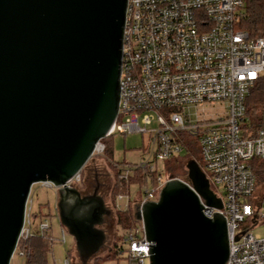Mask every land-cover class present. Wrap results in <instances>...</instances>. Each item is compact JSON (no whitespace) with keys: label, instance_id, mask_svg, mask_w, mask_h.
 I'll return each instance as SVG.
<instances>
[{"label":"water","instance_id":"1","mask_svg":"<svg viewBox=\"0 0 264 264\" xmlns=\"http://www.w3.org/2000/svg\"><path fill=\"white\" fill-rule=\"evenodd\" d=\"M128 0H0V264H11L33 185L58 192L61 225L74 238L80 264L108 244L102 229L113 212L95 189L68 183L108 137L121 96ZM192 188L170 180L157 201L134 207L150 264H227L224 215H204L223 202L195 160ZM238 240V239H237Z\"/></svg>","mask_w":264,"mask_h":264},{"label":"built area","instance_id":"2","mask_svg":"<svg viewBox=\"0 0 264 264\" xmlns=\"http://www.w3.org/2000/svg\"><path fill=\"white\" fill-rule=\"evenodd\" d=\"M248 1L128 0L119 114L108 137L147 136L146 158L126 165L111 161L103 139L92 155L114 166L113 184L128 182L137 170L149 180L155 174V187L139 189L142 205L159 197L168 181L181 180L168 175L164 163L193 153L199 145L210 188L223 202L218 210L203 201V213L226 218L227 264H264V238L254 233L259 225L264 227V195L257 192L253 168L254 159L264 160V102L259 127L247 114L253 90L264 91V34L253 37L242 28ZM40 184L58 195L60 188L53 183ZM80 184L79 173L68 186L83 192ZM130 192L111 198L114 214L132 204ZM29 202L15 251L22 260L26 242L51 229L48 219L35 227ZM139 225L125 232L123 247L133 264H150V242ZM61 242L66 243L64 232ZM56 264L72 261L67 257Z\"/></svg>","mask_w":264,"mask_h":264},{"label":"trees","instance_id":"3","mask_svg":"<svg viewBox=\"0 0 264 264\" xmlns=\"http://www.w3.org/2000/svg\"><path fill=\"white\" fill-rule=\"evenodd\" d=\"M264 0H249L247 3V18L244 21L242 28L250 32L253 37H261L264 34ZM263 102H264V91L262 88H257L253 90L251 96L247 101V114L251 118L255 117V125L259 127L261 113L263 110ZM116 136H110L103 139V143L106 145V155L109 157H113L115 153V141ZM190 160H195L199 163V165L203 168L201 164V160L198 156L194 155L193 153H189L186 155L184 160V165ZM121 165H126V162L121 163ZM108 167L111 169L114 178L116 179L117 174L115 172L114 166L108 164ZM253 168L257 175V182H258V189L257 192L260 195H264V160L254 159L253 160ZM166 172L168 175L173 177H181L184 176L185 173H176L173 167L169 166L166 168ZM186 175V174H185ZM144 185L147 186H156L157 185V178H155V174L151 175V179L149 180L145 173L141 170H137L135 174L129 179L128 182H118L113 184L110 195L113 200L123 193L128 194L131 187L135 186L141 189ZM140 197V193H139ZM130 204L128 209L125 211H117V224L121 231H123V235H115L113 244L110 250L102 256H98L92 260L91 264H103L104 262L111 261V260H118L122 258V254L126 249L122 246L124 242V234L126 231L130 230H137L140 226L139 223L135 220L134 217V208ZM46 217L42 212V207L38 212L33 213V218H43L44 220ZM41 220V221H42ZM51 238L50 235H46L45 237L35 235L31 237L27 242V254L24 260V264H50V253H51V245L49 239ZM73 258V264H79L76 261L75 252H69V256ZM127 259L131 264L133 261L128 256Z\"/></svg>","mask_w":264,"mask_h":264},{"label":"rangeland","instance_id":"4","mask_svg":"<svg viewBox=\"0 0 264 264\" xmlns=\"http://www.w3.org/2000/svg\"><path fill=\"white\" fill-rule=\"evenodd\" d=\"M220 113H224L223 110H220ZM148 137L145 135H140V134H134V135H128V136H117L116 141H115V153L113 157H107L111 161H117V162H126V163H139L141 160L146 158V150L148 148ZM194 155L198 156L199 158L201 157V148L199 145H195L194 147ZM186 154H184L181 157L175 158L172 161H166L165 168L171 166L173 167L174 171L176 173H185L184 176L181 177H174V178H179L183 181H187L190 183L188 179V170L186 166L184 165V160H185ZM92 164H100L104 167L103 173H110L109 177H106L105 179L103 178L102 181L110 182L109 188L113 186V177L111 175L112 171L111 169L107 168L108 165L105 163V161H101L99 157H93L87 166L80 172V179H81V184L80 188L86 191V186L85 182L83 180L88 179L90 170L92 168ZM202 164V162H201ZM203 166V165H202ZM112 177V180H111ZM180 180V181H181ZM185 183V182H184ZM85 187V188H84ZM109 190V189H108ZM107 190V191H108ZM108 193V192H107ZM139 193V188L138 187H132L131 192H130V198L129 200L132 202L133 208L140 203L139 199H137V195ZM100 194V193H99ZM101 195V194H100ZM102 196V195H101ZM58 195L55 191L53 190H47L41 187V184H35L32 187L31 190V196H30V203H32V209L33 213L38 212L40 208L42 207V212L44 213L45 216H48L50 224L52 225L54 229V244L52 248V256L50 258V264H56V263H61L65 260V258L69 255V252L73 251L76 249V244L74 238L69 234L68 230L65 229V236L67 239V242L63 244L61 242L62 240V226L61 222L59 219V214H58V209H57V204H58ZM159 197H155L153 201H157ZM128 198L124 199L121 202V206L124 207L126 201ZM201 203L204 201L200 197ZM106 202V200H105ZM205 203V201H204ZM206 204V203H205ZM203 205V203H202ZM45 218V219H46ZM43 219V218H42ZM41 218L35 219L34 218V224L35 227L37 228L42 220ZM108 229L105 230L108 234V245L101 251L99 256L105 255L109 251V245L111 241H113L115 235L122 236L123 231L120 230L118 224H117V216L116 213H113V218H112V223L111 226ZM255 235L264 238V227L263 225H259L255 229ZM124 246V245H122ZM125 247V246H124ZM71 256V255H70ZM75 257L76 261L80 263L77 253L75 251ZM128 253L127 251H124L122 254V258L118 260H111L104 262L103 264H131L129 260L127 259ZM73 260V258H72ZM92 262V261H91ZM91 262L89 264H91ZM11 264H24V261L19 258L17 255L12 258Z\"/></svg>","mask_w":264,"mask_h":264},{"label":"flooded vegetation","instance_id":"5","mask_svg":"<svg viewBox=\"0 0 264 264\" xmlns=\"http://www.w3.org/2000/svg\"><path fill=\"white\" fill-rule=\"evenodd\" d=\"M104 167L100 164H92V168L90 170L88 179L85 178V180H83L86 186V191L84 190L83 192L85 194H92L96 188L99 189V193L104 197V199L106 200V205L109 208V204L111 202V195H110L111 187L109 188L110 182H106V181L103 182L102 179L109 177L110 173H106V170H105V174H104L103 173ZM112 177H111V180H112ZM112 218H113V215L112 217L107 218L106 223L102 226V228L108 231V229L106 228H109L111 226Z\"/></svg>","mask_w":264,"mask_h":264},{"label":"bare ground","instance_id":"6","mask_svg":"<svg viewBox=\"0 0 264 264\" xmlns=\"http://www.w3.org/2000/svg\"><path fill=\"white\" fill-rule=\"evenodd\" d=\"M31 196V195H30ZM29 200H30V198H29ZM29 202V201H28ZM46 219H48V218H46ZM62 226V225H61ZM62 228V232H64L65 233V229H64V227L62 226L61 227ZM102 229H104V228H102ZM53 233H54V229H53V227H52V225H51V229L48 231V232H46L45 233V235L44 236H42V237H45L47 234L48 235H50L51 234V238L49 239V242H50V245H51V253H50V258H51V256H52V254H53V252H52V248H53V244H54V236H53ZM114 240V239H113ZM66 242H67V239H66ZM112 244H113V241H111V243H110V245H109V250H110V248H111V246H112ZM108 245V244H107ZM16 248H17V246H16ZM26 249H27V246H26ZM15 251H16V249H15ZM76 251V249L75 250H73V252H75ZM77 253V252H76ZM101 253V252H100ZM17 254H15V252H14V254H13V257L14 256H16ZM18 256V255H17ZM78 256V255H77ZM99 256V255H98ZM97 256V257H98ZM12 257V258H13ZM67 257H69L70 259H71V261H72V264H73V260H72V257L71 256H67ZM66 257V258H67ZM79 259V258H78ZM95 259V258H94ZM25 260V259H24ZM23 260V261H24ZM80 264V263H79Z\"/></svg>","mask_w":264,"mask_h":264}]
</instances>
